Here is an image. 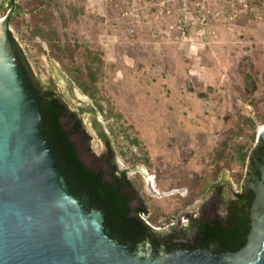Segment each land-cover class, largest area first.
I'll use <instances>...</instances> for the list:
<instances>
[{"label":"rangeland","instance_id":"1","mask_svg":"<svg viewBox=\"0 0 264 264\" xmlns=\"http://www.w3.org/2000/svg\"><path fill=\"white\" fill-rule=\"evenodd\" d=\"M15 1L10 33L34 75L61 95L63 125L79 126L71 139L83 163L105 169L112 154L150 218L159 216L156 230L207 210L213 184L225 200L239 191L234 146L250 150L252 131L238 128L248 119L255 136L264 123V1L254 0L241 35L212 21L192 43L156 18L160 0ZM8 9L0 0V19ZM91 81L85 92L80 84Z\"/></svg>","mask_w":264,"mask_h":264},{"label":"water","instance_id":"2","mask_svg":"<svg viewBox=\"0 0 264 264\" xmlns=\"http://www.w3.org/2000/svg\"><path fill=\"white\" fill-rule=\"evenodd\" d=\"M10 2L0 19V264H264V216L247 244L221 259L187 253L144 257L110 237L103 211L86 210L68 190L45 137L38 97L10 38ZM258 137L264 142V129Z\"/></svg>","mask_w":264,"mask_h":264},{"label":"trees","instance_id":"3","mask_svg":"<svg viewBox=\"0 0 264 264\" xmlns=\"http://www.w3.org/2000/svg\"><path fill=\"white\" fill-rule=\"evenodd\" d=\"M18 9L19 7L16 6L14 14L9 19V26L13 25ZM10 38L28 85L38 97V107L43 117L44 134L56 154L70 193L85 205L89 206L95 203L104 209L106 212V223L104 224L105 226L107 223L110 224L114 231L120 232V230H126L134 237H153L154 233L151 231V228L140 220L146 212V206L137 193L130 191L132 182L127 180V172H119L117 170L112 155L107 159L108 170L99 169L98 171H94L84 165L78 155L75 144L71 141V135L78 131L79 126L66 129L61 122V119L67 115V106L63 103L61 95L56 91L52 82L44 83L34 75L27 58L13 39L11 33ZM89 74L92 81H94L96 79L94 72L90 71ZM92 81L91 86L85 87L84 84H80L82 88L86 89L84 90L85 92H88L91 88L94 89ZM251 126L253 127V123L250 120H244L240 123L238 133L249 134L252 131L250 134L252 143L255 129L251 130ZM101 136L103 139L106 138L104 134H101ZM105 144L109 146L106 139ZM132 144H137V141L132 140ZM246 147L241 144L234 146L236 165L239 166L238 179L241 178V171L247 156L248 150ZM221 158L222 156H218V159ZM222 168L223 165H219L217 171H220ZM132 201L138 202L139 206L136 209V215L129 218V204ZM242 225L243 223L238 226L239 228L236 231H231V226L229 228H222L220 225H215L213 228L211 226L204 227H206L207 234L216 232L222 245L236 252L244 244L238 233L240 229L244 230ZM185 231L186 229L182 230V232ZM119 234L122 233L120 232Z\"/></svg>","mask_w":264,"mask_h":264},{"label":"flooded vegetation","instance_id":"4","mask_svg":"<svg viewBox=\"0 0 264 264\" xmlns=\"http://www.w3.org/2000/svg\"><path fill=\"white\" fill-rule=\"evenodd\" d=\"M14 2L16 10L17 4L15 0ZM7 5L10 8V0H7ZM263 127L264 123L259 130H261ZM75 147L80 157L79 149L76 144ZM109 157L110 155L106 157V160ZM81 161L83 162L82 159ZM114 165L116 166L115 162ZM116 168L119 172L122 171L117 166ZM108 169L109 165L106 161V167L104 170ZM92 170L98 171L99 169ZM126 178L131 182L128 174H126ZM241 179L243 183L239 185V191L237 190L232 192V197L228 200H225L220 196L221 193L219 192V186L213 184L211 189V192H213V198L209 200V208L204 211L199 209L190 210L187 214H185V218L183 217L181 220L170 219L166 224L167 230L162 232L163 234L160 232V230H156L157 228H155V226L150 224L151 221L153 224H157L159 222L157 217L159 216L155 215L150 218L151 214L148 213L147 208L145 214L142 215L143 217H141L140 220L151 228V231L154 233L153 237H134L126 230H120L122 234H119L120 232L117 231V233L114 231L110 224L107 223V225L105 226L104 224V226L108 230V233L113 240H116L120 245L126 246L132 253L141 254L144 257L147 253H150L152 258L158 257L161 253L170 256L176 255L178 253H187L208 254L220 259L224 258L227 254L237 253L247 244L248 237L251 234L255 223L260 221V218H263L264 216V203H257L259 196H264V142L258 137V133L254 136L250 150L247 151V156L241 173ZM130 191L139 195V192L133 183L131 185ZM179 191V194L182 195L183 190ZM174 193L176 194L177 190L171 192L170 195ZM81 204L86 210L90 212L97 210L103 211V219L104 223H106V212L104 209L100 208L95 203H92L89 206L85 205L84 203ZM138 206V202H130V213L128 215L129 218H132L136 215L135 213ZM242 223L244 230L240 229V232L238 233L244 244L236 252L225 248L218 238L216 232L207 234V231L205 230L206 227H204L211 226V228H213L215 225H220L222 228H229L231 226V231H236L237 228H239L238 226ZM183 229H186V231L182 232Z\"/></svg>","mask_w":264,"mask_h":264},{"label":"built area","instance_id":"5","mask_svg":"<svg viewBox=\"0 0 264 264\" xmlns=\"http://www.w3.org/2000/svg\"><path fill=\"white\" fill-rule=\"evenodd\" d=\"M171 1H176V7L170 6L169 1L158 2L156 18L164 21L167 31L176 34L181 41L188 39L192 27L200 31L212 21L217 22L223 29L231 31L237 21L250 18L254 11L252 0H218L215 4L207 3L205 0ZM257 1L263 3L264 0ZM209 37L215 39L216 32L210 31Z\"/></svg>","mask_w":264,"mask_h":264},{"label":"crops","instance_id":"6","mask_svg":"<svg viewBox=\"0 0 264 264\" xmlns=\"http://www.w3.org/2000/svg\"><path fill=\"white\" fill-rule=\"evenodd\" d=\"M174 3V2H173ZM252 5H253V3H254V0H252ZM170 4V6H172L171 5V3H169ZM174 5V7H176V4H173ZM244 19H241V20H239V21H237L236 22V24H235V27H234V29H232L231 31H228V32H230V33H228L225 29H222L219 25L218 26H216V31H219V32H223L224 34H228V35H231V34H233L234 35V32H235V34H237V35H241V31L243 30V29H241L242 27H241V24H242V22H244L243 21ZM193 30H194V27H192L191 28V30H190V32H189V36H188V39L190 40V42L192 43V41L195 39L196 41H198L199 40V38H197V34H193ZM234 31V32H233ZM193 34V35H192ZM174 36H176V34L174 35ZM195 37V38H194ZM176 38L178 39V37L176 36Z\"/></svg>","mask_w":264,"mask_h":264},{"label":"bare ground","instance_id":"7","mask_svg":"<svg viewBox=\"0 0 264 264\" xmlns=\"http://www.w3.org/2000/svg\"><path fill=\"white\" fill-rule=\"evenodd\" d=\"M263 129H264V127L260 130V132H261ZM260 132H259V133H260Z\"/></svg>","mask_w":264,"mask_h":264}]
</instances>
